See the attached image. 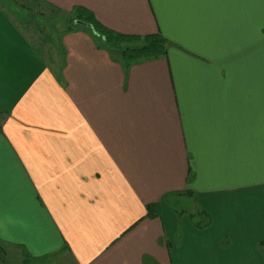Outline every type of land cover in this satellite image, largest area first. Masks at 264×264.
<instances>
[{
	"label": "crops",
	"instance_id": "crops-1",
	"mask_svg": "<svg viewBox=\"0 0 264 264\" xmlns=\"http://www.w3.org/2000/svg\"><path fill=\"white\" fill-rule=\"evenodd\" d=\"M42 3L170 44L126 66L75 25L42 58L0 12V241L61 264H262L242 247L253 212L264 226V0Z\"/></svg>",
	"mask_w": 264,
	"mask_h": 264
},
{
	"label": "rangeland",
	"instance_id": "rangeland-1",
	"mask_svg": "<svg viewBox=\"0 0 264 264\" xmlns=\"http://www.w3.org/2000/svg\"><path fill=\"white\" fill-rule=\"evenodd\" d=\"M0 5L3 8L0 9V12L5 10L13 15H10L11 17L18 19V21H16L18 25L21 23L23 26L22 28H24L26 31L25 33L36 48L35 52L38 56L42 58H46L47 56L49 58L56 57L55 54L58 51L57 47L60 37L63 35L64 28L66 26L71 27L72 25L64 20L69 19L71 15L66 14V16H62L60 14L61 12L53 13L42 3V0H0ZM76 27L80 26L78 25ZM261 191L264 192V187L261 188ZM169 204L179 215L190 216L189 223L191 225L199 228L207 226L206 222L208 218L205 215L192 214L190 209V205H192L191 198L187 199L185 197H180L176 202H169ZM254 214L255 212L250 216V220H246L244 223L247 229L250 228V233L246 236L245 246L242 248L245 250L244 258L245 256L247 259L251 257L264 264V239L258 241L259 238H264V226H262L261 219H257ZM255 241L254 248L251 244ZM229 243L230 240L223 238L220 241V246H228ZM235 247H240V244L236 242ZM14 251H16V248H10L0 241V264H24V251L22 250L20 252L18 250L15 253ZM244 258L237 259V263H244ZM28 264H61V262L58 257H47L43 260L29 258Z\"/></svg>",
	"mask_w": 264,
	"mask_h": 264
},
{
	"label": "trees",
	"instance_id": "trees-1",
	"mask_svg": "<svg viewBox=\"0 0 264 264\" xmlns=\"http://www.w3.org/2000/svg\"><path fill=\"white\" fill-rule=\"evenodd\" d=\"M74 21H79L89 24L93 33L101 38V42L106 49L120 56L124 65L136 63L144 59H151L160 56H165L167 47L170 44L162 36H132L115 33L107 28L99 26L92 17L88 16L81 8H76L75 13L68 19V22L73 26ZM81 26V25H80ZM23 250V248H21ZM35 259L25 255L24 264H28V259ZM37 260V259H35Z\"/></svg>",
	"mask_w": 264,
	"mask_h": 264
},
{
	"label": "water",
	"instance_id": "water-1",
	"mask_svg": "<svg viewBox=\"0 0 264 264\" xmlns=\"http://www.w3.org/2000/svg\"><path fill=\"white\" fill-rule=\"evenodd\" d=\"M74 24H78V25H81L83 27L92 28L89 24H85V23H82V22H79V21H74Z\"/></svg>",
	"mask_w": 264,
	"mask_h": 264
}]
</instances>
